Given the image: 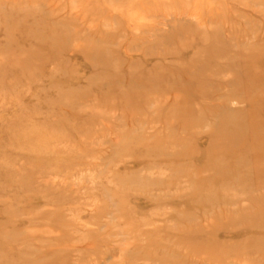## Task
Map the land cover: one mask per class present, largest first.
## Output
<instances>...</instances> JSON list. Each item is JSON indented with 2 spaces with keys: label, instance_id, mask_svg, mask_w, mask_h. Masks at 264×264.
Returning <instances> with one entry per match:
<instances>
[{
  "label": "rangeland",
  "instance_id": "rangeland-1",
  "mask_svg": "<svg viewBox=\"0 0 264 264\" xmlns=\"http://www.w3.org/2000/svg\"><path fill=\"white\" fill-rule=\"evenodd\" d=\"M0 264H264V0H0Z\"/></svg>",
  "mask_w": 264,
  "mask_h": 264
}]
</instances>
